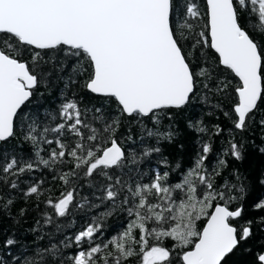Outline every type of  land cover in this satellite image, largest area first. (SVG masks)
<instances>
[{
    "label": "snow or ice",
    "instance_id": "snow-or-ice-1",
    "mask_svg": "<svg viewBox=\"0 0 264 264\" xmlns=\"http://www.w3.org/2000/svg\"><path fill=\"white\" fill-rule=\"evenodd\" d=\"M252 154L264 0H0V264H264Z\"/></svg>",
    "mask_w": 264,
    "mask_h": 264
},
{
    "label": "trees",
    "instance_id": "trees-1",
    "mask_svg": "<svg viewBox=\"0 0 264 264\" xmlns=\"http://www.w3.org/2000/svg\"><path fill=\"white\" fill-rule=\"evenodd\" d=\"M199 111V110H198ZM188 115H191V113H188ZM194 149V144L191 141V138H188V143H187V151L185 153V159H187L188 155L193 151ZM246 168L250 170H255L258 171L260 168H264V159L260 158L259 156L252 154L250 155L249 159L245 162L244 165ZM49 186L51 187L52 191L50 195L52 196H58L59 191H61V186L58 184H54L50 177H49ZM81 222L77 221V224L79 226ZM123 223L121 219L118 217H110L107 226L105 229V235L106 236H111L115 235L116 231L120 230V226ZM246 257H244L241 254H237V256L234 258L235 264H246Z\"/></svg>",
    "mask_w": 264,
    "mask_h": 264
}]
</instances>
